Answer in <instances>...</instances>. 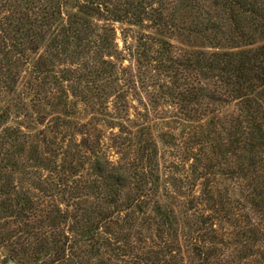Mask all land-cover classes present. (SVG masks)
<instances>
[{
  "label": "trees",
  "instance_id": "16d2710c",
  "mask_svg": "<svg viewBox=\"0 0 264 264\" xmlns=\"http://www.w3.org/2000/svg\"><path fill=\"white\" fill-rule=\"evenodd\" d=\"M233 6L253 16L251 23L243 25ZM228 9V38L241 48L210 55L207 68L218 82L207 93L199 87L195 96L234 102L236 110L203 120L205 113L194 109L199 116L190 119L176 160L169 162L163 200L159 152L148 129L119 142L127 153L119 158L122 165L101 157L87 123L80 124L81 135L89 137L78 142L46 130H2L17 158L37 162L25 163L28 186L0 188L6 199L0 208L43 230L35 251L50 247L56 264L73 262L71 243L94 264H264V0H231ZM30 186L53 192L54 199L34 202ZM66 223L67 230L60 228Z\"/></svg>",
  "mask_w": 264,
  "mask_h": 264
},
{
  "label": "rangeland",
  "instance_id": "374dc122",
  "mask_svg": "<svg viewBox=\"0 0 264 264\" xmlns=\"http://www.w3.org/2000/svg\"><path fill=\"white\" fill-rule=\"evenodd\" d=\"M230 2L0 0V158L5 157L0 188L6 183L28 186L25 166L37 164L17 158V149L5 144L4 128L46 130L78 142L89 137L81 135L80 124L87 123L101 157L121 165L124 160L119 158L127 153L117 147L119 142L148 129L159 152L157 185L163 200L169 162L176 160L190 119L199 116L194 109L205 113L203 120L236 110L234 102L195 96L199 87L207 93L218 82L207 68L210 55L241 48H234L228 38ZM236 9L234 16L250 24L254 17ZM7 174L11 180L4 178ZM42 176L51 179L47 171ZM29 192L34 202L45 204L55 196L33 186ZM5 200L0 192V201ZM37 223L26 226L0 208V264H56L50 247L38 252L33 248L42 244ZM60 228L67 230V223ZM69 246L73 262L67 264L96 262L82 260L77 244Z\"/></svg>",
  "mask_w": 264,
  "mask_h": 264
}]
</instances>
